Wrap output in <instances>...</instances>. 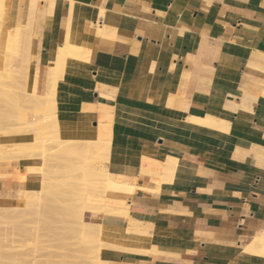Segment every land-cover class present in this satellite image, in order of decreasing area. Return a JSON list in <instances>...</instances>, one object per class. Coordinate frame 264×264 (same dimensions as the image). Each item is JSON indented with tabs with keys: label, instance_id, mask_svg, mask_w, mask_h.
Masks as SVG:
<instances>
[{
	"label": "crops",
	"instance_id": "obj_1",
	"mask_svg": "<svg viewBox=\"0 0 264 264\" xmlns=\"http://www.w3.org/2000/svg\"><path fill=\"white\" fill-rule=\"evenodd\" d=\"M80 1L103 11L91 49L75 45L71 54L109 78H57V117L111 141L107 170L136 189L124 201L88 195V202L128 209L149 225L157 250L105 248L102 256L115 264H264L263 256L242 249L264 231V0ZM66 2L38 0L32 10L29 0L14 5L8 45L22 52L31 14L29 56L41 83L59 59ZM20 61L11 58L14 70ZM187 115L223 119L228 128L186 126ZM169 156L189 170L186 182L163 170ZM37 174L28 172L18 184L0 178V191H34ZM99 220L127 225L119 214Z\"/></svg>",
	"mask_w": 264,
	"mask_h": 264
},
{
	"label": "bare ground",
	"instance_id": "obj_2",
	"mask_svg": "<svg viewBox=\"0 0 264 264\" xmlns=\"http://www.w3.org/2000/svg\"><path fill=\"white\" fill-rule=\"evenodd\" d=\"M37 1L38 0H29L30 3L29 5L31 10L35 7ZM66 1H67L66 2L67 10H68V27L65 37L63 38L62 45L58 48L59 59L57 61L56 67L48 69L46 81L44 83H41V81H39L38 78L39 77L38 70L33 66L30 60L29 49H28L32 15L30 14L29 20L26 23V35H25L26 37H25L24 49L22 48V52L15 51L6 44V37L9 29V18H10L9 14H10V7L12 0H0V16L3 14L4 20L5 21L7 20V27H4L3 31L0 32L1 35L0 44L3 46V49L5 51L4 54L5 65L3 66L4 68L0 71L1 72L3 71L2 73H4V76L10 79V81H8L9 79L7 81L11 85L15 84L17 86L19 84L21 86H25L27 101L30 103V107L32 108H42V106H45L47 103L51 104L50 105L51 108L53 109L56 108L57 102L55 98V85H56L55 82L57 78L62 77L64 73H75L83 76L95 77L97 79L109 78L105 75L102 68L99 69L97 67H94L91 63L85 61L82 58L76 60L75 58H73V55L71 54L73 53L74 50L73 46L75 45L77 47H81V48L85 47L87 49H91L93 43L91 30L92 27L98 23L97 20L103 11L102 8H99L97 6H94L92 4L80 0H66ZM18 57H21L20 64L18 65L17 69L12 70L9 67V58L11 60V58L15 59ZM1 76L3 75L2 74L0 75V93H3L5 92L6 87H8L10 84L8 85L7 83L6 85L2 81L3 78L5 77L1 78ZM159 103L160 102H157V104ZM162 104L163 103H161V105ZM139 116L140 117L137 118L138 122H140L143 119V117L146 116V114L141 113L139 114ZM117 118L120 119L121 117L118 116ZM48 121L53 123L54 128L45 129L44 127L42 128L39 125V123L45 124ZM152 121H153V125L155 126V122L162 121L161 115L159 114V118L156 117L152 118ZM194 122H200L206 125H216L220 128H225V129L228 128V124H229L225 122L223 119L222 120L217 119L215 121H212L205 117L188 116V115H187V119L184 120V124L186 126H189ZM24 124L25 126L23 128L22 136L20 135L21 143L18 141L19 142V144L17 145L18 151L16 153L20 151V153L26 154L24 153V151L29 152L30 148L31 149L34 148L37 151H35L34 149L33 151L37 152L41 158H44L45 155L55 157V155L58 153L66 160L68 158H73V157L76 158L79 157L80 159L79 161L81 163L80 166L76 164L65 165L63 163L64 165L61 164L63 165L61 167L63 168L65 166L64 170L61 168L60 170L58 168L60 166L59 165L57 166L56 169L51 170L52 172L50 171L49 172L50 174L53 173V174L62 175V177L59 175L57 177L64 178L65 180L61 179L58 182V184H56V188L60 187L62 189H66L65 192L67 193V196L69 195V192H71V190L73 191L77 186L78 188L77 190L78 193L76 195L77 198H75L74 200H76L81 213L83 212L87 214L89 219L93 220V223L96 224V231L92 236L93 238L97 239L96 241H93L97 245V247L95 249V256L92 258L93 260L91 261L92 264H115L114 260H111L109 258H104L102 256L103 253L101 249L103 248L122 250L132 253H144V254L157 251L155 247L152 246V244L150 243L151 232L144 229L140 221L131 218L128 214L127 211L128 209L115 208L109 205H96L86 200V194L92 193L97 196H101L106 200L124 201L136 189V185L131 184L128 178L118 179L115 175H113L107 170L106 162L108 161L110 155L111 141L109 142L97 141L94 139L95 137L93 138L91 135L82 136L83 132L80 126L78 127L76 125V126L67 127V125H64L61 122H59L56 110L45 116H41L38 118H33L32 120L29 121H25ZM39 129L43 131L39 132L40 131ZM36 130H37L36 132L37 134L35 133ZM30 132H32V134H30ZM35 134L37 135L36 137ZM51 141H53L54 145L53 144L51 145L50 143ZM30 153H32V150L30 151ZM5 158L7 157L3 156L2 158H0V160ZM169 160H170V164L166 168L165 167L163 168V170L165 169L166 174H170L168 175V177L175 175L177 178H179V181L186 182L190 175L189 170H187L186 168H181L180 166L183 163L179 161L177 158H173L169 156ZM40 161L41 164L45 165L44 159H41ZM1 168L0 170H2ZM11 169L13 170L12 167H10V170ZM79 170L80 172H78ZM39 171H40L39 188L36 191L35 190L18 191L12 189L4 192L0 191V201L2 198L6 199L7 196H12L16 199L18 205L21 206L28 205L27 207L31 205V208L32 205H34L35 207H39L38 209L36 208L39 214H42L44 212L47 213L46 211L49 210L55 211L53 213L60 211L59 213L56 214H61V216H59L58 219L63 224V229H65L67 211H69V203H66L68 199L65 198L66 200L64 199L60 201L61 202V206H59L60 208L55 207V205L51 201L48 203L45 202L42 208V206L40 205V200L42 198L43 199L47 198L46 194L53 195V192L50 190V186H48L49 184L47 180H49V177L48 178L46 177L47 175L45 173L46 171L44 169V166L41 167ZM11 174L12 171L9 175ZM20 176H23L22 173H18L17 175L13 174L11 175L10 179L14 184H18L24 179V176L23 177ZM76 189L74 190V192H76ZM53 196L54 197L52 201H55L54 199H56L57 196L56 193H54ZM46 200H50V199L48 198ZM5 209L6 208L4 205H0V213ZM33 210L35 209L33 208ZM36 212L37 211H34L35 214ZM102 213L122 215L123 217L126 218L127 225L123 227H117V226H108L102 224L99 220V215ZM32 234L36 236L37 231H33ZM242 249L246 253L257 254L264 257V231L261 232L258 231V233L252 237V239L246 241L242 245ZM66 256L67 255H65V257Z\"/></svg>",
	"mask_w": 264,
	"mask_h": 264
},
{
	"label": "rangeland",
	"instance_id": "obj_3",
	"mask_svg": "<svg viewBox=\"0 0 264 264\" xmlns=\"http://www.w3.org/2000/svg\"><path fill=\"white\" fill-rule=\"evenodd\" d=\"M16 1L17 0H12L10 7L9 29L6 37L7 46H9V35L12 36V19ZM0 17V32H2L4 27H7V20H4L3 14ZM4 54L5 51L0 44V70H2L5 65ZM9 67L13 70L10 58ZM2 72L1 74L3 76H1V78L5 77ZM5 78H3L2 81L6 85L7 83L9 85L10 83L8 81H10V79L8 77ZM50 105L51 104L47 103L45 106H42V108L30 107V103L27 101L26 97L25 86L19 84L17 86L15 84H10L6 87L5 92L0 93V158L3 156L7 157L0 160V164L2 165H0V168L2 167V170H0V178L10 179L11 175H17L18 173H22L25 178V175L28 172H36L40 179L39 169L44 166L47 175L46 177H49V180H47L49 184L48 186H50L53 195L56 193L57 196L56 199H54L55 201H52L54 196L46 194L47 198H42L40 200V205L43 208L45 202L48 203L51 201L55 207L60 208V201L67 198L68 201L66 203H69V211H67L66 227L63 229V224L58 219V217L61 216V214H56L60 212L57 211L58 209L56 210V213H53L55 211L49 210L46 211L47 213L44 212L39 214L38 210H36V208L38 209L39 207L32 205L31 208V205H29V207H27L28 205H18L14 197L7 196L6 199L12 200L13 203L10 205H4L6 209L0 213V264H92V258L95 256L97 245L93 241H96L97 239L93 238L92 235L96 231V224L93 223V220L89 219L87 214L83 212L81 213L76 200H74L77 198V186L75 187V189L77 188L76 192H74L75 189L72 188L74 190H71L67 196V193L65 192L66 189L60 187L56 188V184H58L61 179L65 180L64 178H61L62 175L50 174V172H52L51 170L56 169L59 165L58 168L63 170L65 166L63 168L61 166L64 164H76L80 166L81 163L79 162V157L68 158L66 160L57 153L55 157L45 155L44 158H41L39 154L35 152L37 150L34 148L35 151L31 148L29 149V152L24 151L26 154L20 153V151L16 153L18 151L17 145L19 142L21 143L20 135L22 136L23 128L25 126L24 122L32 120L33 118H38L42 115L45 116L44 114L49 113V111H54L55 108H51ZM39 125L45 129L54 128L53 123L49 121L45 124L39 123ZM41 131L43 130H40L39 132ZM36 132L37 130L35 133ZM30 134H32V132H30ZM36 134L35 137L37 136ZM89 135L90 134H82V136ZM50 143L52 145L53 141ZM31 150L32 153H30ZM41 159H44L45 165L41 164ZM10 167H12L13 170H10ZM11 171L12 174L9 175ZM78 172H80V170ZM58 175L61 177H57ZM38 188L39 184L35 191ZM90 194L95 195L87 193V201V196ZM48 198L50 200H46ZM33 208L35 210H33ZM34 211H37L36 214ZM142 226L147 231H150L148 224L142 223ZM33 231H37L36 236L32 234ZM65 255L67 256L65 257Z\"/></svg>",
	"mask_w": 264,
	"mask_h": 264
}]
</instances>
